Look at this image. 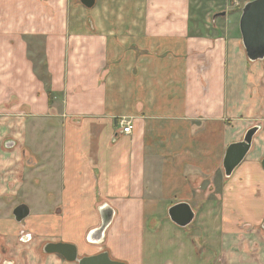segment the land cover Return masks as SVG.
I'll return each instance as SVG.
<instances>
[{
	"label": "crops",
	"instance_id": "1",
	"mask_svg": "<svg viewBox=\"0 0 264 264\" xmlns=\"http://www.w3.org/2000/svg\"><path fill=\"white\" fill-rule=\"evenodd\" d=\"M104 2L42 27L16 19L22 0L0 8V264H76L42 241L124 264H264V60L247 59L230 0ZM178 203L194 212L184 228Z\"/></svg>",
	"mask_w": 264,
	"mask_h": 264
},
{
	"label": "water",
	"instance_id": "2",
	"mask_svg": "<svg viewBox=\"0 0 264 264\" xmlns=\"http://www.w3.org/2000/svg\"><path fill=\"white\" fill-rule=\"evenodd\" d=\"M79 2L84 8L91 9L94 7L96 0H79ZM224 15L225 12H219L214 15V18ZM238 29L247 59L251 62L264 60V0H252L243 5ZM257 130L256 127L249 129L241 142L228 146L223 159V170L226 177L232 174L249 152L253 136ZM261 165L264 169V159ZM99 214L101 218L100 226L87 237V240L91 243H97L101 240L113 219V211L108 206L102 207ZM12 215L15 222L21 223L29 216V207L20 204L13 210ZM168 217L172 223L184 228L193 221L194 212L189 204L178 203L168 209ZM262 230L264 231V221ZM42 251L44 254L59 255L65 261L76 264H124L123 262L111 260L106 252L79 257L75 245L62 242L46 243Z\"/></svg>",
	"mask_w": 264,
	"mask_h": 264
},
{
	"label": "rangeland",
	"instance_id": "3",
	"mask_svg": "<svg viewBox=\"0 0 264 264\" xmlns=\"http://www.w3.org/2000/svg\"><path fill=\"white\" fill-rule=\"evenodd\" d=\"M9 1H14V0H0V8H2L4 5L3 4H8ZM23 1V5H22V9L24 10L23 13H27V14H23L21 13V17H18L16 19L21 20V21H25L28 23H32L35 24V22H37V24L40 26V22H41V17L43 18L42 22H56V21H60V20H64V19H68V12H66V9L68 11L72 10L74 7L75 8H79L80 6V2L79 0H22ZM99 3V6L101 5H105V0H97ZM237 2L238 6H236L235 4L233 5V2ZM248 1H252V0H230V5H231V12L235 13V17L232 18L233 21V26L235 27L236 32L238 31V23H239V18L241 15V9L243 7V5L248 2ZM13 7V6H12ZM205 7V5H204ZM19 8V6L17 7ZM19 8V9H21ZM234 8V9H233ZM205 9H207V7H205ZM27 12H26V11ZM30 11V12H29ZM65 13H66V18L65 17ZM70 14V13H69ZM2 17L0 18V23L2 22ZM43 24V23H42ZM35 26V25H34ZM44 25H41L40 27H42ZM25 31L30 32L31 30L29 29H25ZM40 31V30H39ZM39 31L37 32L39 33ZM238 35V32H237ZM29 36V35H28ZM33 53V51L31 52ZM37 53V52H36ZM41 53H39V55L37 56V62H34L35 64H37L39 69V72L42 71V63L40 62L41 59ZM36 60V58H33ZM20 201L17 200V203H19ZM15 203V202H14ZM18 205V204H16ZM15 205V206H16ZM14 204L12 203L11 207L12 209H14ZM33 210H35V206L32 205ZM32 218L27 221H24L21 223V225L19 226V231H23L26 233L31 232V229L34 226V221H31ZM47 242L42 241L40 244H37V252L43 256L42 253V247L44 246V244Z\"/></svg>",
	"mask_w": 264,
	"mask_h": 264
},
{
	"label": "built area",
	"instance_id": "4",
	"mask_svg": "<svg viewBox=\"0 0 264 264\" xmlns=\"http://www.w3.org/2000/svg\"><path fill=\"white\" fill-rule=\"evenodd\" d=\"M236 6H238V3H235ZM121 127H122V132L124 134H130L131 133V126L130 123H126V122H121L120 123Z\"/></svg>",
	"mask_w": 264,
	"mask_h": 264
},
{
	"label": "flooded vegetation",
	"instance_id": "5",
	"mask_svg": "<svg viewBox=\"0 0 264 264\" xmlns=\"http://www.w3.org/2000/svg\"><path fill=\"white\" fill-rule=\"evenodd\" d=\"M18 205H20V204H18ZM18 205H16V206L14 207V209H15ZM25 205H26V204H25ZM14 209H13V210H14ZM13 210H12V213H13ZM29 214H30V209H29ZM12 217H13V215H12ZM27 218H28V217H27ZM27 218H26V219H27ZM13 219H14V218H13ZM26 219H25V220H26ZM25 220H23L22 222H24ZM22 222H21V223H22ZM21 223H19V224H21ZM22 235H24V233H23Z\"/></svg>",
	"mask_w": 264,
	"mask_h": 264
}]
</instances>
